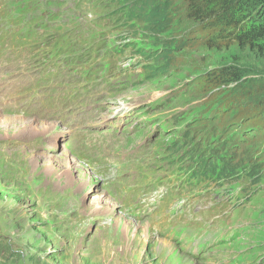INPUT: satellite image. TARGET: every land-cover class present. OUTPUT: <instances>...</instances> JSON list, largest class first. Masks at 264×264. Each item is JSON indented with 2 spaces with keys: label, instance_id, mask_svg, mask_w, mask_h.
Wrapping results in <instances>:
<instances>
[{
  "label": "rangeland",
  "instance_id": "obj_1",
  "mask_svg": "<svg viewBox=\"0 0 264 264\" xmlns=\"http://www.w3.org/2000/svg\"><path fill=\"white\" fill-rule=\"evenodd\" d=\"M170 5L171 30L154 38L139 21H127L118 0H0V50L13 55L9 61L4 57L0 83L7 75L3 68L11 72L13 63L14 83L30 82L21 79L22 69L30 68L33 75L42 65L60 67L66 80H77L63 84L69 101L70 90L84 89L78 77L86 72L90 85L131 77L132 85L102 98L98 122L111 118L108 124L114 126L118 107H136L128 120L122 119L119 137L95 157L78 161L69 153L75 145L67 142L56 118H36L40 112L63 114L61 102L39 101L22 87L8 93V86L0 85L4 99L10 94L30 111L0 110V264H264V113L258 100L246 108L236 102L252 80L264 79V62L231 46L204 45L205 31L186 15L185 0H170ZM75 30L78 51L49 55ZM165 47L172 54L168 63L155 65L137 53ZM231 66L243 76L240 81L219 89L205 85L211 71ZM14 117L22 122L9 120ZM151 134L150 147L142 146ZM85 151L93 155L95 149ZM150 155L169 161L177 156L192 166V193L215 189L224 205L221 225L233 234L231 241L194 261L184 255V247L169 241L168 229L160 224L176 201L151 219H138L130 211L135 202L126 194L136 178L122 174L134 165L144 167L146 158L154 159ZM62 157L64 164L58 161ZM109 185L117 191L108 192ZM158 237L170 248H159Z\"/></svg>",
  "mask_w": 264,
  "mask_h": 264
},
{
  "label": "trees",
  "instance_id": "obj_2",
  "mask_svg": "<svg viewBox=\"0 0 264 264\" xmlns=\"http://www.w3.org/2000/svg\"><path fill=\"white\" fill-rule=\"evenodd\" d=\"M118 1L124 6L127 21L134 24L139 21L154 38L171 30L174 12H171L170 0ZM185 8L186 15L203 27L204 45L229 50L231 46L264 62V0H185ZM137 53L155 65L163 61L168 63L172 58L168 47L151 53ZM152 70L157 71L154 67ZM241 78L243 76L231 66L211 71L204 77V82L209 87L219 89L235 84ZM256 100L258 107L253 104L254 108L264 113V79L252 80L250 87L242 91L236 102L246 108Z\"/></svg>",
  "mask_w": 264,
  "mask_h": 264
},
{
  "label": "bare ground",
  "instance_id": "obj_3",
  "mask_svg": "<svg viewBox=\"0 0 264 264\" xmlns=\"http://www.w3.org/2000/svg\"><path fill=\"white\" fill-rule=\"evenodd\" d=\"M7 11H8V10H7ZM7 11H6V12H7ZM1 15H2V14H1ZM1 15H0V16H1ZM8 15H9V14H8ZM13 15H14V14H13ZM5 16H6V15H5ZM7 17H8V16H7ZM12 17H14V16H12ZM9 18H10V17H9ZM22 18H23V17H22ZM18 19H19V18H18ZM1 20L3 21V19H1ZM13 20H14V19H13ZM19 20H20V19H19ZM5 21H8V20H5ZM25 21H26V20H25ZM10 22H11V20H10ZM3 23H4V22H3ZM13 23H15V22L13 21ZM17 24H18V23H17ZM26 24H27V26H28V23H26ZM13 25L15 26L16 24H13ZM22 25H23V24H22ZM8 26H10V25L8 24ZM17 26H18V25H17ZM5 27H6V26H5ZM18 27H20V26H18ZM24 27H25V26H24ZM24 27L22 28L23 30L26 28V27H25V28H24ZM29 27H30V26H29ZM33 27H34V26H33ZM3 28H4V27H3ZM3 28H2V29H3ZM16 28H17V27H16ZM9 29H10V28H9ZM22 29H21V30H22ZM29 29H31V28H29ZM3 30H5V29H3ZM15 30H16V29H15ZM21 30H20V31H21ZM23 30H22V31H23ZM25 30H27V29H25ZM32 30H33V29H32ZM29 32H30V31H29ZM33 32L35 33V31H33ZM14 33H15V31H14ZM14 33H13V34H14ZM24 33H25V31H24ZM27 33H28V32H27ZM34 33H33V34H34ZM17 34H19V33L17 32ZM28 34H29V33H28ZM28 34H26L25 36H27ZM36 34H37V33H36ZM22 35H23V34H22ZM37 35H38V34H37ZM73 35H74V32H73ZM31 36H32V34H31ZM19 37H20V35H19ZM29 37H30V35H29ZM29 37H28V38H29ZM57 37H58V36H57ZM14 38H15V37H14ZM14 38H13V39H14ZM31 38H32V37H31ZM25 39H26V38H25ZM7 40H8V39H7ZM23 42H25V41H23ZM21 43H22V42H21ZM53 43H54V42H53ZM8 44H9V43H8ZM17 44H18V41H17ZM21 45H22V44H20V46H21ZM23 45H24V43H23ZM9 46H10V45H9ZM21 47H22V46H21ZM24 47H25V46H24ZM28 47H29V46H28ZM30 47H31V46H30ZM30 47H29V48H30ZM6 48H7V47H6ZM6 48H5V49H6ZM24 49H25V48H24ZM27 49H28V48H27ZM31 49H32V48H31ZM34 49H35V47H34ZM6 50H7V49H6ZM13 50H15V49H13ZM16 50H17V49H16ZM18 50H19V49H18ZM18 50H17V51H18ZM21 50H22V49H21ZM36 50H37V49H36ZM9 51H10V50H9ZM37 51H38V50H37ZM21 52H22V51H21ZM33 52H34V51H33ZM14 53H16V52L14 51L13 54H14ZM18 53H19V52H18ZM25 54H26V53H25ZM34 54H36V53H34ZM28 55H29V54H28ZM30 55H32V54H30ZM20 56H21V55H20ZM20 56H19V57H20ZM19 57H18V59H19ZM20 58H21V57H20ZM22 59H23V58H22ZM0 60H2V59L0 58ZM27 60H28V58H27ZM34 60L36 61V59H34ZM8 61H9V60H8ZM24 61H26V59H25ZM38 61H39V59H38ZM4 63H5V62H4ZM12 63H13V62H12ZM21 63H22V62H21ZM30 63H31V62H30ZM30 63H29V64H30ZM35 63H36V62H35ZM10 64H11V63H10ZM29 64H28V65H29ZM26 65H27V64H26ZM24 66H25V65H24ZM34 66H35V65L33 64V67H34ZM8 67H9V66H8ZM11 67H12V66H11ZM26 67H27V66H26ZM30 67H31V66H30ZM1 68H2V67H1ZM3 69H4V68H3ZM7 69H8V68H7ZM10 70H11V69H10ZM18 70H19V69H18ZM31 70H32V69H31ZM19 71H20V70H19ZM17 75H18V74H17ZM18 76H19V75H18ZM56 104H57V103H56ZM40 106H41V105H40ZM54 106H55V105H54ZM55 107H56V106H55ZM55 107H54V108H55ZM49 109H50V108H49ZM57 109H58V108H57ZM59 109H60V108H59ZM51 110H53V109H51ZM37 111H38V110H37ZM61 111H62V110H61ZM63 111H64V110H63ZM57 112H58V111H57ZM53 114H54V113H53ZM57 114H58V113H57ZM61 114H62V113H61ZM20 119H21V118L14 117V118H11V119H9V120H10L11 122H14V121H18V120H20ZM20 121L22 122V120H20ZM23 127L26 128V126H23ZM49 127H50V126H49ZM52 127H56L55 124H54V126H51V127L48 128V129H51ZM21 128H22V127H21ZM23 129H24V128H23ZM39 129H40V128H39ZM48 129H47V130H48ZM41 130L45 131L43 128H41ZM49 131H50V130H49ZM113 141H114V140H113ZM72 146H73V145H72ZM73 148H74V147H73ZM70 151H72V149H71ZM80 158H81V157H80ZM82 160H83V159H82ZM58 161L62 164L63 161H64V158L62 157L61 159H58ZM58 161H57V162H58ZM85 161H86V160H85ZM75 162L77 163L76 160H75ZM86 162H87V161H86ZM63 164H64V163H63ZM79 165H80V166H79ZM79 165H78V166L82 168L81 164H79ZM90 165H91V164H90ZM88 167H89V165H88ZM97 167H98V166H97ZM103 169H104V168H103ZM94 170H95V168H94ZM88 171H89V170H88ZM90 171H91V170H90ZM102 171H103V170H102ZM109 171H110V170H109ZM97 172H98V171H97ZM100 173H101V172H100ZM94 174H95V173H94ZM94 174H93V175H94ZM102 174H104V171H103ZM108 174H109V173H108ZM104 175H105V174H104ZM105 188H106V187H105ZM106 189H107V188H106ZM108 211H109V210H108ZM100 220H101V218L98 219V225H101V224L103 223V222L100 221ZM120 223H121V222H120ZM136 226L138 227L139 225H136ZM137 227H136V229H137ZM139 227H140V226H139ZM122 231H123V230H122ZM122 231H121V232H122ZM157 240H159V242H160L159 248H160V247H163V248H165V250L170 248V247L168 246V244H167V241L162 240V239H160L159 237H158Z\"/></svg>",
  "mask_w": 264,
  "mask_h": 264
},
{
  "label": "clouds",
  "instance_id": "obj_4",
  "mask_svg": "<svg viewBox=\"0 0 264 264\" xmlns=\"http://www.w3.org/2000/svg\"><path fill=\"white\" fill-rule=\"evenodd\" d=\"M195 261V260H194Z\"/></svg>",
  "mask_w": 264,
  "mask_h": 264
}]
</instances>
